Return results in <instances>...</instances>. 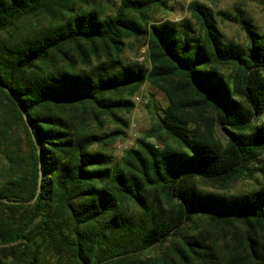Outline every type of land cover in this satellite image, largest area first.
I'll return each mask as SVG.
<instances>
[{"label":"trees","instance_id":"trees-1","mask_svg":"<svg viewBox=\"0 0 264 264\" xmlns=\"http://www.w3.org/2000/svg\"><path fill=\"white\" fill-rule=\"evenodd\" d=\"M170 2L0 0V264H264V32ZM146 83L167 106L117 158Z\"/></svg>","mask_w":264,"mask_h":264},{"label":"rangeland","instance_id":"rangeland-1","mask_svg":"<svg viewBox=\"0 0 264 264\" xmlns=\"http://www.w3.org/2000/svg\"><path fill=\"white\" fill-rule=\"evenodd\" d=\"M197 1L208 6L215 17L218 29L220 30L225 41H235L238 43H245V33L240 24L234 22L233 17L238 15V11L243 12L244 18H249L260 32H264V0H171L169 10L166 12L159 11L151 17L154 22L161 21H179L183 18H190L186 8L187 5ZM90 4L100 7L106 15L112 14L119 6V0H90ZM224 13L226 16L220 15ZM46 22L43 19H33L26 21L24 26H40ZM122 57L125 61H141V63L148 66L146 59V50L142 40L129 39L126 41V46ZM138 100L135 102L134 110L126 116L128 121V128L126 129V138L118 139L113 143L109 152L115 157L119 158L125 148L134 144V140L142 135V132L149 128L154 123V114L158 109H163L167 106L166 97L163 92L157 88L146 83L136 95ZM149 103V107L145 104ZM108 129H114L113 125H108ZM19 140L22 141L23 134L21 131L17 132ZM220 137V135L218 134ZM22 148L26 146L22 144ZM252 182L240 181L231 188L227 189V193H240L251 188Z\"/></svg>","mask_w":264,"mask_h":264},{"label":"built area","instance_id":"built-area-1","mask_svg":"<svg viewBox=\"0 0 264 264\" xmlns=\"http://www.w3.org/2000/svg\"><path fill=\"white\" fill-rule=\"evenodd\" d=\"M145 50H146V49H145ZM140 60L142 61V58H141ZM141 61H140V62H141ZM134 99H135L136 101L138 100V98H137V97H135Z\"/></svg>","mask_w":264,"mask_h":264},{"label":"water","instance_id":"water-1","mask_svg":"<svg viewBox=\"0 0 264 264\" xmlns=\"http://www.w3.org/2000/svg\"><path fill=\"white\" fill-rule=\"evenodd\" d=\"M40 185H41V178L39 179V188H40Z\"/></svg>","mask_w":264,"mask_h":264}]
</instances>
